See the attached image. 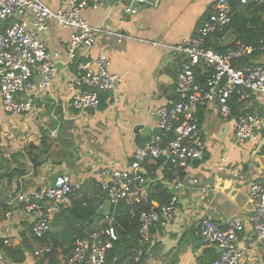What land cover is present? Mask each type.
I'll use <instances>...</instances> for the list:
<instances>
[{"label": "crops", "instance_id": "0c3cea01", "mask_svg": "<svg viewBox=\"0 0 264 264\" xmlns=\"http://www.w3.org/2000/svg\"><path fill=\"white\" fill-rule=\"evenodd\" d=\"M41 1L54 11L63 4V0ZM98 1L96 10L82 11L83 18L92 27L109 24L126 37L121 43L114 37L104 41L109 72L122 78L118 101L114 103L111 95L103 94L97 110L79 112L72 108V81L76 70L74 65H65L70 32L51 20L40 36L47 50L58 55L50 93L34 104L28 118L0 115L1 124L17 135L10 145L12 153L22 152L28 144L40 147L44 142L49 146L48 156L43 157L44 163L35 174L30 170L11 183L0 181V238L13 248L29 246L22 264H35L34 254L42 246L33 239L23 244L22 238L32 221L14 202L15 194L49 188L54 175L63 173L71 177L72 203L87 200L96 205V216L90 229H83L84 232L75 231L68 223L65 211L71 206L63 208L53 221L50 234L56 241L55 254L59 261L71 253L77 240L113 223L114 206L101 197L97 172L106 167L123 169L128 166L132 154L142 144L137 135L140 131L134 132L137 127L150 131L159 128L156 111L176 100V74L183 60L171 48L196 35L215 2L156 0L152 7L138 10L133 8L134 0ZM128 7L135 12L126 13ZM241 10L243 7L237 6V11ZM237 17L229 28L228 38L221 41L218 36H211L207 41L209 48H230L243 43L245 20ZM96 52L97 49H92L91 55L95 56ZM246 64L264 66V55H252ZM254 106L264 117V93L254 95ZM199 118L203 160L191 161L186 169V174L196 178L198 183L181 192L170 224L151 231L142 264H212L218 251L201 242L200 220L207 218L225 228L233 217L244 222V231L238 237V247L245 251L241 264H264V241L253 235L250 224L257 202L251 199L246 185L250 178L261 180L263 177L259 172L264 173V143L259 154L254 156V151L264 140V133L253 140L236 142L233 136L235 120L222 119L215 106L201 109ZM54 130L56 133L52 134ZM223 157L227 164L223 171H218ZM143 168L149 198L157 186H163L171 197V176L167 167L162 162L148 161ZM235 170H239L240 177L233 176ZM151 201L160 204L156 198Z\"/></svg>", "mask_w": 264, "mask_h": 264}, {"label": "built area", "instance_id": "2783aa9c", "mask_svg": "<svg viewBox=\"0 0 264 264\" xmlns=\"http://www.w3.org/2000/svg\"><path fill=\"white\" fill-rule=\"evenodd\" d=\"M235 6L264 8V0H215L211 14L202 22L196 35L183 44L170 47L183 60L176 74V100L156 111L162 136L153 137L149 144L137 149L127 167H106L97 172L102 198L113 206L119 202L134 206L149 202L143 165L148 161H161L167 167L172 194L166 203L151 204L140 214L137 235L141 247L150 243L152 230L170 224L181 192L198 183L196 178L186 174V169L191 161L203 160L201 109L215 106L222 119H234L236 142L253 140L264 133V117L254 106V95L264 93V66L239 64L256 53L264 55V41L260 40L256 45L238 43L224 53L207 46L211 36H218L221 41L228 38ZM98 7V0H63L62 6L54 11L41 0H0V115L28 118L34 104L50 93L58 55L47 50L40 36L51 20L70 32L65 65H74L76 70L72 81V108L79 112L97 110L103 94L111 95L114 103L118 101L122 78L109 72L104 41L114 37L121 43L126 37L109 24L92 27L83 18V10ZM125 12L135 11L128 7ZM92 49H97L95 56L91 55ZM198 74L205 77L203 83L197 81ZM55 133L56 130L52 132ZM15 136L0 119V149L6 160L12 154L10 145ZM219 164L218 171H223L226 157ZM261 175V180L250 178L246 185L251 199L257 202L251 230L258 240L264 241V173L259 172ZM233 176L240 177L239 170L233 171ZM72 183L68 174L61 173L53 188L15 195L14 202L32 221L25 231L27 238L39 239L51 233L55 218L72 204ZM243 231L244 222L237 217L230 218L225 228L207 218L200 220L201 242L218 251L212 264H241L245 251L238 247V237ZM118 240V232L110 222L77 240L71 253L59 264H104L108 251ZM4 244L8 245V241L4 240ZM51 249V241L40 247L34 254L35 264L47 257ZM143 254L142 249L138 250L134 262L139 263ZM0 264H8L1 250Z\"/></svg>", "mask_w": 264, "mask_h": 264}, {"label": "trees", "instance_id": "16d2710c", "mask_svg": "<svg viewBox=\"0 0 264 264\" xmlns=\"http://www.w3.org/2000/svg\"><path fill=\"white\" fill-rule=\"evenodd\" d=\"M234 8H236L233 17L235 20L232 19L233 21L231 24L237 21V18H239L237 16L245 20V26H243L244 29L242 31L244 32L242 42L244 44L256 45L260 40L264 41V8L247 6L243 7V10L239 12L237 11V6ZM230 48H217L213 50L218 53H224ZM246 63L247 59L244 58L239 64ZM204 80L205 77L198 74L197 81L203 83ZM48 149L49 146H46L44 142L40 147L28 144L22 152L12 153L9 160H6L0 151V181L11 183L13 180L26 176L30 170L35 174L44 163L43 157L45 156L46 158L48 156ZM154 189L153 195L150 196L148 203L129 206L124 202H119L114 206L113 226L118 232L119 240L115 242L113 248L108 251L104 264H142L148 245L141 247L139 244L137 235L139 216L142 212L150 208L153 198L158 199L160 204L166 203L170 198L169 192L163 186H157ZM4 212L5 211H3V214ZM65 215L68 219V223L74 226L75 231L84 232L83 229H90L92 225L93 219L96 216V205L91 204V202L87 200L80 203L74 202L71 207L65 211ZM75 226L80 227L76 228ZM127 235H129V237H127ZM28 240L30 239L24 234L22 238L23 244L27 245ZM33 240H36L42 247H45L48 241L52 242L51 253L48 254L47 257L37 261L36 264H43L45 260L47 264H59L60 261L58 260L57 254H55L56 241L51 234ZM28 248L29 246L25 248H13L4 244V239L0 238V250L3 251L8 264H22L25 261V251L28 250ZM140 249L143 250L144 254L139 263H135L136 253Z\"/></svg>", "mask_w": 264, "mask_h": 264}, {"label": "water", "instance_id": "95a60500", "mask_svg": "<svg viewBox=\"0 0 264 264\" xmlns=\"http://www.w3.org/2000/svg\"><path fill=\"white\" fill-rule=\"evenodd\" d=\"M155 2H156V0H144V1L143 0H134L133 1V8H135V9L137 8L138 10L139 9H148V8L152 7ZM141 6H143L144 8H141ZM139 131H140V133H138ZM134 132L138 133L137 135L142 142V144L139 146V148H142L145 145L149 144L153 137L162 136V134H163V131L161 128L154 129V130L150 131L146 127H137ZM263 143H264V140L259 144L258 148L254 151V156L259 154L261 145ZM58 176H59V174L54 175L51 178L50 188L54 187V182Z\"/></svg>", "mask_w": 264, "mask_h": 264}, {"label": "rangeland", "instance_id": "374dc122", "mask_svg": "<svg viewBox=\"0 0 264 264\" xmlns=\"http://www.w3.org/2000/svg\"><path fill=\"white\" fill-rule=\"evenodd\" d=\"M8 117L12 118V117H14V116L8 115ZM21 136H22V134H21ZM0 147H2L1 144H0ZM0 151L2 152V149H0Z\"/></svg>", "mask_w": 264, "mask_h": 264}]
</instances>
